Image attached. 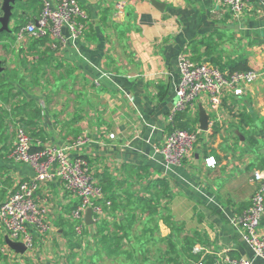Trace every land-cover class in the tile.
<instances>
[{
  "label": "crops",
  "instance_id": "1",
  "mask_svg": "<svg viewBox=\"0 0 264 264\" xmlns=\"http://www.w3.org/2000/svg\"><path fill=\"white\" fill-rule=\"evenodd\" d=\"M44 1L16 0L7 28L0 22V204L34 177L10 158L21 125L43 145L70 146L71 159L86 158L111 205L78 236L71 222L78 199L59 180L41 185L37 199L52 231H34V249L24 254L5 236L0 264H187L163 248L172 222L183 224L203 264L217 254L264 264L232 224L249 207L252 175L264 171V79L225 98L217 114L203 97L197 112L180 115L190 129L200 126L201 107L216 119L182 165L158 152L172 130L181 52L224 73L264 70V0L249 1L239 18L217 0H77L87 30L74 41L65 28L66 42L56 47L52 38L18 34L40 18ZM158 181L168 184V198ZM115 236L118 243L105 244Z\"/></svg>",
  "mask_w": 264,
  "mask_h": 264
},
{
  "label": "built area",
  "instance_id": "2",
  "mask_svg": "<svg viewBox=\"0 0 264 264\" xmlns=\"http://www.w3.org/2000/svg\"><path fill=\"white\" fill-rule=\"evenodd\" d=\"M251 0H217L234 18H239L247 3ZM124 4H118L123 9ZM88 15L81 8L77 0H45L40 18L21 27L19 37L29 36L42 40L52 38L54 47L57 43H65L63 30L70 31L71 39H81L86 30ZM57 42V43H56ZM178 67L181 81L177 91V103L169 114L172 126L163 145L158 152L170 165H182L193 155L194 148L202 131L196 125L190 130L176 127L175 120L181 114H190L198 111V101L207 98L210 109L217 114L222 108L223 101L230 95L239 97L246 87L264 79V70L249 69L224 73L220 69L207 63H197L186 52L178 57ZM216 119H211L209 126H213ZM111 139L115 136L111 135ZM86 140L79 138L75 145L82 146ZM70 146H45L34 140L19 125L16 129L14 148L10 158L17 163L27 164L34 170L31 180L19 184L18 188L3 203L0 204V257L8 252L4 237L8 236L14 242L22 243L27 252L32 251L35 245L34 231L39 236H45L52 231L47 220V214L41 201L37 199V192L41 185L55 180L63 183L65 190L78 199V204L71 214L74 232L81 236L87 226L85 217L88 210H92L93 220L105 216V207L111 202L106 199L104 189L95 180L91 164L86 158L69 157ZM208 167H214V158L206 159ZM250 182L255 190L250 199L249 207L238 216L232 224L241 232L243 240L257 257L264 260V171H256ZM200 248L193 250L199 254ZM197 264H203L198 262ZM214 264H253L251 260H237L225 254H217Z\"/></svg>",
  "mask_w": 264,
  "mask_h": 264
},
{
  "label": "trees",
  "instance_id": "3",
  "mask_svg": "<svg viewBox=\"0 0 264 264\" xmlns=\"http://www.w3.org/2000/svg\"><path fill=\"white\" fill-rule=\"evenodd\" d=\"M49 40H50V38H46V39L39 40V42L40 43H42V42L46 43ZM246 70H249V68H245L242 71H246ZM235 71H238V70H235ZM4 101L7 103L9 101V99L6 98ZM26 106H32V105L29 104V105H26ZM17 108L19 109V107H17ZM181 115H183V114H181ZM176 119H177V121L175 120V125H176L177 128L182 129V130H190V128L188 126V121L185 122L184 124H180L179 123L180 121L182 122L183 120L186 119L185 116L181 117L179 115ZM157 184H159L163 188L164 196L166 198H168L169 197L168 194H167L168 193V189H169L168 184L165 181H158ZM142 202H145V201L142 200ZM165 222L166 223L168 222L167 218H166ZM172 223H173V225L171 224V226H174V228L170 227V230L172 232H174V235L171 234L169 236L168 240H167L168 241V252L170 254L171 253L181 254V252H182L183 254H181V255H185L184 262H187V264H193V263L197 264L200 261V255H197V254L193 253V250H194L193 248L195 246L194 239L190 238L189 236H182V234L186 233V231H185V229L183 227V224L174 223V222H172ZM111 239L112 240H109V239L106 240L105 244H107L110 241H114V240H116L117 243H118V241H120L119 237H117V236H115L114 238H111ZM108 253L115 255V254H119L120 251H119V248H117L115 250L108 251ZM186 259H188V260L186 261ZM176 263H178V261H176Z\"/></svg>",
  "mask_w": 264,
  "mask_h": 264
},
{
  "label": "water",
  "instance_id": "4",
  "mask_svg": "<svg viewBox=\"0 0 264 264\" xmlns=\"http://www.w3.org/2000/svg\"><path fill=\"white\" fill-rule=\"evenodd\" d=\"M15 1L16 0H4L3 10L5 12V17L3 19H0V22L3 24L4 29H6L7 26L9 25L10 22L9 20L12 15V8H13L12 4ZM199 122H200L201 131L208 132L210 117L202 107L200 108V112H199ZM92 217H93L92 210H88L86 222L90 226L93 225ZM7 243L10 246V248H12L18 253L24 254L26 252V247L21 243H15L12 242L11 240H8Z\"/></svg>",
  "mask_w": 264,
  "mask_h": 264
},
{
  "label": "rangeland",
  "instance_id": "5",
  "mask_svg": "<svg viewBox=\"0 0 264 264\" xmlns=\"http://www.w3.org/2000/svg\"><path fill=\"white\" fill-rule=\"evenodd\" d=\"M182 236H184V234H182ZM181 247H182V246H181ZM163 248H165L166 250H168V244H167V242H165ZM181 254H183V253L181 252Z\"/></svg>",
  "mask_w": 264,
  "mask_h": 264
}]
</instances>
